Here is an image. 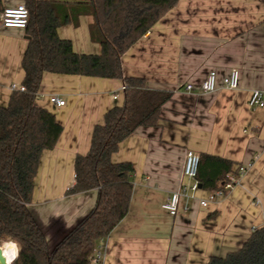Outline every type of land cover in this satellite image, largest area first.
Wrapping results in <instances>:
<instances>
[{"label":"crops","instance_id":"1","mask_svg":"<svg viewBox=\"0 0 264 264\" xmlns=\"http://www.w3.org/2000/svg\"><path fill=\"white\" fill-rule=\"evenodd\" d=\"M19 3L24 1L0 0V9ZM92 22L83 15L78 25H63L58 33L77 52L99 53ZM27 36L25 29L0 25V105H8L13 84L23 85ZM122 68L125 76L144 77L148 88L171 91L173 98L159 125L138 127L112 156L114 162L133 163L134 189L127 216L99 241L104 264H205L241 248L264 226V107L248 104L253 89L264 91V0H179L123 54ZM233 68L240 70L237 89L222 83ZM211 70L217 71L218 89L206 94L200 84ZM124 83L43 75L36 102L55 114L63 132L42 154L30 210L50 248L96 204L97 189L70 195L67 190L75 181V158L89 151L95 125L124 103ZM51 95L65 105H52ZM188 149L232 160L237 179L208 206L201 200L214 190L200 183L192 197H181L179 213L172 216L162 204L191 182L183 175ZM7 243L9 258L16 257L18 243L0 240V246Z\"/></svg>","mask_w":264,"mask_h":264},{"label":"trees","instance_id":"2","mask_svg":"<svg viewBox=\"0 0 264 264\" xmlns=\"http://www.w3.org/2000/svg\"><path fill=\"white\" fill-rule=\"evenodd\" d=\"M29 11L28 46L22 59L24 91L14 90L0 105V240L18 243L10 264H89L101 239L127 216L134 189L132 162H114L122 141L138 127L157 126L171 91L150 89L140 76H125L123 54L179 0H23ZM93 17L90 35L99 53H80L58 29ZM45 72L123 79L128 84L122 105L96 124L91 147L75 158V181L67 194L97 189L94 208L50 248L30 210L35 180L45 150L53 149L63 125L37 98ZM198 179L203 189L216 190L235 175L234 162L202 153ZM205 264H264V226L243 246Z\"/></svg>","mask_w":264,"mask_h":264},{"label":"built area","instance_id":"3","mask_svg":"<svg viewBox=\"0 0 264 264\" xmlns=\"http://www.w3.org/2000/svg\"><path fill=\"white\" fill-rule=\"evenodd\" d=\"M29 11L27 6L24 3H19L14 6H8L0 9V25L6 28H20L25 29L28 25ZM222 83L225 87L229 89H237L240 85V70L233 68L225 75L222 79ZM128 84L124 83L120 90L125 92ZM188 90L194 88L193 84H188ZM13 90L24 91L26 88L24 85L13 84L11 86ZM201 90L206 94L214 93L218 89V74L217 71L211 70L206 78L200 84ZM114 98H118V93L114 95ZM49 101L54 106H63L65 105V100L59 97L58 95H51ZM248 104L251 107H264V91L261 89H253L250 93ZM200 155L194 150L188 149L185 154V162L183 166V175L184 177L191 180L190 183H184L180 189L174 192L167 201L162 204V208L165 209L170 215L176 216L179 213L181 205V197H192L200 188V181L198 179V172L200 166ZM243 170V167H241ZM236 177L233 175H228V180L222 184V187L212 191L207 199H202L201 204L208 206L209 201L213 200L215 197L224 195L227 189L233 187ZM184 210H188L189 207L185 205ZM103 239H101L102 241ZM5 247V244L0 246ZM18 254V253H17ZM17 256V255H16ZM16 257L13 255L11 260L7 263L10 264ZM89 264H104V252L101 245H97L93 256Z\"/></svg>","mask_w":264,"mask_h":264},{"label":"bare ground","instance_id":"4","mask_svg":"<svg viewBox=\"0 0 264 264\" xmlns=\"http://www.w3.org/2000/svg\"><path fill=\"white\" fill-rule=\"evenodd\" d=\"M8 247H10V245H9L8 243L6 244V246H5L4 248H1V247H0V250H1V252H2L3 258H4V260H5V261H4V264L8 263V262L11 260V259L9 258L10 255L8 256V253H7V250H8L7 248H8Z\"/></svg>","mask_w":264,"mask_h":264},{"label":"water","instance_id":"5","mask_svg":"<svg viewBox=\"0 0 264 264\" xmlns=\"http://www.w3.org/2000/svg\"><path fill=\"white\" fill-rule=\"evenodd\" d=\"M29 38V36H27ZM201 186V185H200ZM4 258H3V255H2V252L0 250V264H4ZM7 264V263H6Z\"/></svg>","mask_w":264,"mask_h":264}]
</instances>
